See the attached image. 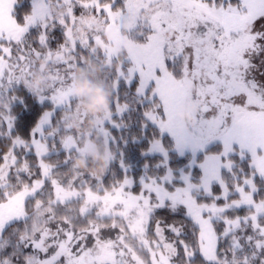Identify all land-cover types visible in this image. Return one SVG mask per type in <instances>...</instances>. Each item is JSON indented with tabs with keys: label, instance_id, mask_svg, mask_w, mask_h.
<instances>
[{
	"label": "snow or ice",
	"instance_id": "1",
	"mask_svg": "<svg viewBox=\"0 0 264 264\" xmlns=\"http://www.w3.org/2000/svg\"><path fill=\"white\" fill-rule=\"evenodd\" d=\"M86 58L112 84L87 135L68 126ZM40 60L50 106L25 137L9 89ZM0 100V264H264V0H0ZM97 136L103 175L72 163Z\"/></svg>",
	"mask_w": 264,
	"mask_h": 264
},
{
	"label": "clouds",
	"instance_id": "2",
	"mask_svg": "<svg viewBox=\"0 0 264 264\" xmlns=\"http://www.w3.org/2000/svg\"><path fill=\"white\" fill-rule=\"evenodd\" d=\"M105 38L107 40L115 39L111 32H105ZM125 50V41H118L111 45L114 55L119 56ZM39 64L43 70L37 69L30 76L23 78L24 86L35 96H39L47 84L46 61L40 60ZM103 71V64L86 58L82 66L75 68L70 84L71 94L76 98L85 119L81 121L73 118L69 121L68 126L86 135L91 133L99 119H102L111 107L112 84L102 78ZM5 103L6 101L0 100V106ZM196 111V105L189 102L181 106L178 115L182 120L191 124L195 121ZM72 163L76 169L87 171L93 175H103L110 168V150L100 142L97 136L82 147L81 152L73 157Z\"/></svg>",
	"mask_w": 264,
	"mask_h": 264
},
{
	"label": "trees",
	"instance_id": "3",
	"mask_svg": "<svg viewBox=\"0 0 264 264\" xmlns=\"http://www.w3.org/2000/svg\"><path fill=\"white\" fill-rule=\"evenodd\" d=\"M18 22H23L20 16H17ZM29 31L33 34L36 32V27L30 28ZM62 29L57 27L52 30L53 34L59 36ZM53 46H55L53 44ZM14 94L17 98L11 102L10 111L15 117L14 125L15 131L22 134L23 136H28L30 129L34 126L35 122L38 120L40 114L50 106V101L41 102L38 97L32 94L21 82L19 84H14L12 89H9V95ZM7 144V141H0V147ZM143 145L140 144H129L125 149V157L127 162L133 166V170L139 172L142 168V157L140 156V148ZM64 157V151L60 148L57 143V148L51 150L46 156L50 161H62ZM59 170H66L67 165L61 163ZM117 165L115 163L110 164V170L115 169Z\"/></svg>",
	"mask_w": 264,
	"mask_h": 264
},
{
	"label": "rangeland",
	"instance_id": "4",
	"mask_svg": "<svg viewBox=\"0 0 264 264\" xmlns=\"http://www.w3.org/2000/svg\"><path fill=\"white\" fill-rule=\"evenodd\" d=\"M35 26H30V28H33ZM138 28L140 27V25L137 26ZM144 31H148V28L147 26L144 27ZM128 34L130 35V37L132 38H139L138 35H137V30L136 29H132V30H128ZM49 153L46 154V156L48 155Z\"/></svg>",
	"mask_w": 264,
	"mask_h": 264
}]
</instances>
